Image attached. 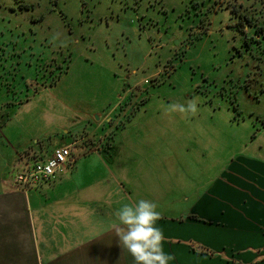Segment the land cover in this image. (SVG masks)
Instances as JSON below:
<instances>
[{"label":"rangeland","instance_id":"rangeland-1","mask_svg":"<svg viewBox=\"0 0 264 264\" xmlns=\"http://www.w3.org/2000/svg\"><path fill=\"white\" fill-rule=\"evenodd\" d=\"M0 84L31 98L21 114L104 108L107 128L218 172L264 145V0H0ZM193 99L195 116L165 111Z\"/></svg>","mask_w":264,"mask_h":264},{"label":"crops","instance_id":"crops-1","mask_svg":"<svg viewBox=\"0 0 264 264\" xmlns=\"http://www.w3.org/2000/svg\"><path fill=\"white\" fill-rule=\"evenodd\" d=\"M0 87V264H134L112 224L124 204L140 199L158 204L169 264H264V145L215 172L178 143L156 146L124 136L125 127L107 128L113 121L104 108H63L53 119L21 114L31 98L6 104ZM60 146L70 147L72 162L52 180L25 189L13 183L26 163ZM131 162H138L132 170ZM174 189L183 194L177 201L168 198Z\"/></svg>","mask_w":264,"mask_h":264},{"label":"clouds","instance_id":"clouds-1","mask_svg":"<svg viewBox=\"0 0 264 264\" xmlns=\"http://www.w3.org/2000/svg\"><path fill=\"white\" fill-rule=\"evenodd\" d=\"M165 111L195 116L198 113L197 101L172 103ZM157 209L156 202L140 199L134 204H124L115 213L112 230L121 249L131 255L134 264H169L174 259L163 249L165 237L156 226L161 218Z\"/></svg>","mask_w":264,"mask_h":264},{"label":"built area","instance_id":"built-area-1","mask_svg":"<svg viewBox=\"0 0 264 264\" xmlns=\"http://www.w3.org/2000/svg\"><path fill=\"white\" fill-rule=\"evenodd\" d=\"M72 162L69 146L55 148L44 161L26 163L14 176L13 183L22 189L52 180L55 175Z\"/></svg>","mask_w":264,"mask_h":264},{"label":"trees","instance_id":"trees-1","mask_svg":"<svg viewBox=\"0 0 264 264\" xmlns=\"http://www.w3.org/2000/svg\"><path fill=\"white\" fill-rule=\"evenodd\" d=\"M239 26H241V24H240V23H239ZM248 26H249V25H248ZM248 26H247V27H248ZM237 27H238V26H237ZM242 27H243V26H242ZM243 32H244V30L240 31V33H242V34H243Z\"/></svg>","mask_w":264,"mask_h":264}]
</instances>
